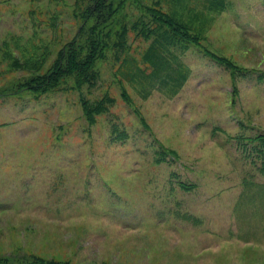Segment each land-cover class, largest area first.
<instances>
[{
  "label": "rangeland",
  "instance_id": "1",
  "mask_svg": "<svg viewBox=\"0 0 264 264\" xmlns=\"http://www.w3.org/2000/svg\"><path fill=\"white\" fill-rule=\"evenodd\" d=\"M87 4L0 0V264H264V0L129 1L187 36L50 85Z\"/></svg>",
  "mask_w": 264,
  "mask_h": 264
},
{
  "label": "trees",
  "instance_id": "2",
  "mask_svg": "<svg viewBox=\"0 0 264 264\" xmlns=\"http://www.w3.org/2000/svg\"><path fill=\"white\" fill-rule=\"evenodd\" d=\"M129 1L135 2V0H87L88 4L82 10L79 9L81 11L78 16L82 24L78 36L59 55L55 63V71L48 79L50 85L56 86L60 79L69 76H75L79 84L83 82V79L89 77L90 71L94 69L96 62L104 57L108 49L112 46L119 50L126 48V39L130 31L138 32L139 35L145 38L154 35L155 40L152 44L155 45L160 42L165 48L176 45L180 38L184 40V37L187 36L185 31L179 28L172 19L152 12L155 21L160 22L162 25L165 23L172 31L164 30L161 24L157 28L160 31L151 29L144 23L142 18L132 26L125 23L120 26V30L116 31V26L120 23L117 19L126 17L123 13ZM106 30L108 31L105 32ZM114 33L119 41L112 45L111 38ZM155 51L154 49L152 52L155 53ZM147 59L149 60V58ZM259 140L264 145V138ZM40 262L41 259H35L32 264H40Z\"/></svg>",
  "mask_w": 264,
  "mask_h": 264
}]
</instances>
